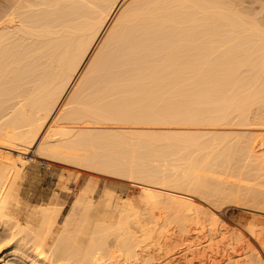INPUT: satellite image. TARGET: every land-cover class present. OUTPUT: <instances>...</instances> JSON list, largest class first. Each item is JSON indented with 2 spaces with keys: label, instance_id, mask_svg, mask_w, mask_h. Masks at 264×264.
I'll return each mask as SVG.
<instances>
[{
  "label": "bare ground",
  "instance_id": "1",
  "mask_svg": "<svg viewBox=\"0 0 264 264\" xmlns=\"http://www.w3.org/2000/svg\"><path fill=\"white\" fill-rule=\"evenodd\" d=\"M0 148L139 182L146 199L96 185L32 205L25 157L0 162V264H153L160 201L188 208L184 235L226 227L210 203L264 212V0H0Z\"/></svg>",
  "mask_w": 264,
  "mask_h": 264
},
{
  "label": "rangeland",
  "instance_id": "2",
  "mask_svg": "<svg viewBox=\"0 0 264 264\" xmlns=\"http://www.w3.org/2000/svg\"><path fill=\"white\" fill-rule=\"evenodd\" d=\"M0 151H2L4 154H14V157L12 158L5 157L4 159H1L0 162L3 165L13 163L15 158L18 157L19 155H23V157H25L26 162L18 160L16 161V165H18V167L20 166L22 169L21 170L22 172L21 174L22 175V179H21L22 198L25 202L30 203L32 205L47 203L56 197L60 198L59 201L61 204H64L67 200L70 199V197L65 195L66 193L70 192L72 194H75L73 193L74 191L78 193H82V191L83 192L88 191L87 192V196H88L93 193L92 192L94 191L93 187L95 188V186L98 185L99 191L105 190L104 192H108L110 194H113L114 196H119V195L127 196L132 201H134L135 205H137L138 203L137 206H140V203H141L142 204L141 207L142 208L145 207L143 204V201L146 202V199L145 197H143L145 195L144 194L142 195V192H141L142 185L139 182L131 181V180L128 181V179H121L119 177L117 178V176H112L111 174L108 175V174H103V173L101 174V173L93 172V171L80 170L77 167H74V166L71 167L72 165L71 166L69 164L66 165L65 163L60 162V161H51L47 159L36 158L34 157L32 153L33 150L32 152L30 151L26 154L14 152L6 148H0ZM28 161H31V162H28ZM22 162H24L25 164L23 163L22 165ZM26 164L28 166H26ZM20 167L18 170H20ZM78 171L80 173H78ZM230 180L234 182L228 180V183L231 182L232 184H234L238 182L237 178L236 179L230 178ZM78 182L81 183L80 190H77L75 187V185ZM258 184L259 183H257V185ZM91 189L93 190L91 191ZM165 201H167V199H165ZM172 201L173 200H171L170 202ZM160 202L158 203L159 205L158 208H157V205L156 206L154 205L155 207L149 208L148 212L150 213L153 210L151 212L154 215V218L152 217L153 220L156 218L157 219V220L155 219L156 221H159V223L161 224L163 223L162 225L158 223V225L168 230L167 232H165L166 236L163 235V238L161 239V241H159L160 243L158 242V245L157 243L156 245L153 243L154 244L153 246V245H150L149 243L148 245L150 248L148 246L146 247L145 252L148 255V257H151L150 258L151 263L153 264H196V263L197 264H233V263L234 264H244L245 263L246 264L247 263L246 261H248L249 264H257V263L264 264L263 263L264 262V232H263L264 231V212L257 211L253 213L252 211V213L250 214L251 211L247 210L248 208L245 207L244 205L243 207L242 204H239V203L237 204L236 202H233L236 204L234 205L230 201L229 202L224 201V203H221V206L220 204H218L216 205V207H214L215 205L211 203L207 204L205 206V208L206 207L208 208V209L206 208L207 211L220 216L224 220V223L226 222L225 223L226 227L223 226L221 223L220 226L222 225L223 227L221 226L220 228V226H218L217 227L218 230H216V232H214L215 230L210 231V234L214 233L215 237H214L213 242L215 246L211 248L212 250L208 248L207 249L208 251H204L205 254L203 250L200 251V254L202 252V256H203L202 258V256L198 252V249L202 248L200 244H202V246H205L206 244L204 243H206L207 240H209L210 238V234L206 232L210 230L209 225H206V224L204 225L202 223L200 226H198V229L194 227L196 229L192 230L190 235L187 234L186 232V235H188L186 236L184 235L185 232L183 233V230H181L182 226H181L180 219H183L181 218L182 215L185 217V214H187L185 213V210L188 211V208L186 206H182L181 205L182 203L180 204L179 202H176V201H174L173 204H171L170 202H166V205L167 203H170L169 205H167L168 206L167 207L164 203V200H163L164 204H162L163 206L160 207L161 205ZM175 203H177L176 204L177 207ZM174 205L175 207H173ZM181 206L184 207L182 208L183 210L180 209ZM165 207H167L169 210L167 208L165 209ZM171 207L174 208L173 212H172L173 209H171ZM183 211L185 214H183ZM178 213L181 214V217L178 215ZM182 223H184L183 220H182ZM249 224H250V227L251 225L258 226V228L256 229V232L258 235L257 238L259 239L258 240L259 242H257V239L255 238H252V239L250 238L251 235L249 231L250 230ZM204 226L206 227V229L203 228ZM188 237H190V241H193L194 249L191 248L192 246L190 247L189 245L186 244L187 241L189 243ZM243 238H246V239H243ZM249 238L250 240H248ZM194 241L198 242V244L196 245L197 246L199 245L200 248L199 247L196 248V246L194 245L196 242L194 243ZM247 241L248 242L250 241L251 246L254 245L253 248L256 251L254 249H253L254 252L253 250L251 251L252 247L247 244ZM245 245L247 248H245ZM248 247H251V248H248ZM195 248L197 249V251ZM248 250H250L251 252ZM235 251H237L236 252L237 255ZM252 252L254 253L253 255L256 254L254 258L252 256ZM257 254H260L261 256L259 255L258 257ZM195 255H198V257ZM235 255L238 258H236ZM247 255L251 256L254 260L250 259L251 257L249 258V256ZM200 259L203 260V263Z\"/></svg>",
  "mask_w": 264,
  "mask_h": 264
}]
</instances>
